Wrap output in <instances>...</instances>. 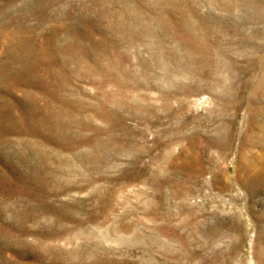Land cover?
Wrapping results in <instances>:
<instances>
[{
  "label": "rangeland",
  "instance_id": "rangeland-1",
  "mask_svg": "<svg viewBox=\"0 0 264 264\" xmlns=\"http://www.w3.org/2000/svg\"><path fill=\"white\" fill-rule=\"evenodd\" d=\"M0 264H264V0H0Z\"/></svg>",
  "mask_w": 264,
  "mask_h": 264
}]
</instances>
